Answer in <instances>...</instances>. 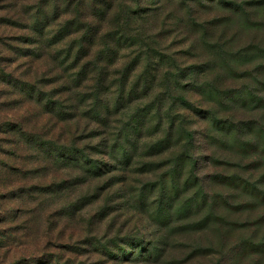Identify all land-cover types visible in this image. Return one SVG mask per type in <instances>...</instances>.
<instances>
[{"label": "rangeland", "instance_id": "1", "mask_svg": "<svg viewBox=\"0 0 264 264\" xmlns=\"http://www.w3.org/2000/svg\"><path fill=\"white\" fill-rule=\"evenodd\" d=\"M43 1L0 0V264H146L165 235L175 247L209 245L219 237V219L194 240L178 226L201 195L196 175L216 187L228 219L243 222L248 213L221 196L234 186L238 199L246 195L239 181L245 175L264 185V0L84 4L101 29L85 64L102 73L89 87L69 78L79 69L64 62L65 51L59 56L66 42L55 46L46 28L28 26ZM60 22L51 19L54 31ZM66 82L80 104V124L60 112L69 113ZM91 87H98L94 96ZM231 111L245 138L227 128ZM248 190L258 212L264 191ZM256 229L234 227L228 264H244L246 240L264 244ZM225 244L228 252L230 240ZM210 251L193 264L226 255L217 245ZM254 263L264 264V255Z\"/></svg>", "mask_w": 264, "mask_h": 264}, {"label": "trees", "instance_id": "2", "mask_svg": "<svg viewBox=\"0 0 264 264\" xmlns=\"http://www.w3.org/2000/svg\"><path fill=\"white\" fill-rule=\"evenodd\" d=\"M20 1V0H16ZM25 1V0H24ZM44 2V1H43ZM86 1V0H45L46 6L42 11L38 9V12L35 15H32L27 22L28 26L34 27L36 31H40V33H43L44 28H46V36L50 37L53 36L54 45L62 44V42H66L64 44V48L59 50V56L62 54V50L65 51V58L66 60L64 61L67 64H71L72 68L71 70H76L79 69V71L76 72L75 78L73 76L69 77L72 80H75L76 84L78 87H89V84L95 81V79L98 76V73L101 74L102 71L99 69V67L96 69H91L90 65L87 63L85 64L86 61H90V58L94 57V51L97 50L98 44H97V38L98 34L101 29H98L97 26L95 27L94 24L92 23L93 21V14H90L88 11V5H93L96 6V3L99 2L100 4H107V6H110L109 0H91ZM86 6H85V5ZM111 8V7H110ZM111 9H109L110 11ZM103 13V16H106L109 14L107 9H102L100 11V14ZM63 14H68L67 18H63ZM42 16V17H41ZM58 16V18L56 17ZM56 18V19H55ZM51 19H54V21H61L59 27V31H54L53 30V25L50 24ZM44 22V23H43ZM75 26V30H72V27ZM39 38H42L41 35H39ZM36 38L35 39V44H41L44 42L42 39ZM54 53L52 54V52ZM57 53V49H52L50 53H48V56H53L54 60H57V56L55 55ZM87 59V60H86ZM76 65V66H75ZM75 66V67H74ZM81 68V69H80ZM98 72V73H97ZM69 80L66 78V81ZM67 88H68V95H69V100H68V112L66 113L60 108V112L65 115V116H70L71 120H74L80 124V119L78 118L79 115L82 114L80 104L77 103L76 105V96H73L69 89V83L66 82ZM92 89V94L91 96H94V89L98 90V87H91ZM184 101V100H183ZM259 105L264 103V90H262L259 94L258 97ZM79 102V101H78ZM245 99H242L239 103L235 104L237 105L236 107L238 108L237 111H239V106L240 104H244ZM239 104V105H238ZM102 104L99 102V98L95 99L93 101V108L92 110L98 114V111L100 110V107ZM107 111H109V107L106 105H103ZM236 113L231 111V117L227 118V124L229 129H231L230 126H233L234 128V136L237 138H245L246 132L244 127L241 126L239 123H235L236 120L234 118ZM241 119H243L242 116H240ZM79 119V120H77ZM233 124V125H232ZM87 126V125H86ZM109 136V135H105ZM248 144L246 143V146ZM230 158H235L234 155H229ZM253 167V166H251ZM255 172L254 170L252 171ZM247 174V173H245ZM244 174V175H245ZM254 177V176H250ZM249 175H245L242 177L240 183L242 184L243 188L248 191L246 195H242L240 199H238L236 196H239L238 193L236 192L238 189H235L234 187L231 188H226V195H222V199L225 202H230L228 205H231V207H235L238 211L236 212H241L245 211L248 214L245 216V218L240 219V221L243 222H238L236 220L230 221L228 219V213L231 212L228 211L222 205L221 201L217 199L213 194L215 193L216 187H212L210 184L207 183V180L199 175L194 176V182L199 186L201 190V195L198 199L192 198V202H190V207L187 209V213L184 216V219L182 221H178V226L181 231L185 232L182 234H191L192 236L189 240H194V236L197 235H207L206 228L204 226L208 225L211 226L212 221L215 222L218 219L221 221V223L218 222V225L216 226V231L215 234L218 239L215 238L214 240L211 241L209 245L206 244H200L197 242H189V244L186 245H181L180 247H175L174 245H171V239L168 235L164 236V244L162 245V249L157 251V249L153 252V256L150 259H147L146 264H156L159 263L160 261L164 259H169L171 261V264H193L195 262L197 254H199L202 250H210L214 251V248L219 246L222 250V255L226 254L224 257H218V259L214 258L211 260L210 258V263L211 264H228V262L225 261L229 253H232V247H235L237 243L234 241V236L236 235V232L234 231V227L237 226L239 228L245 227L246 229L248 228L249 232H251L252 228H255L254 232H257L256 228H260L258 236H261L264 238V207L261 209H258V212L256 211L255 207H253V200L251 194L249 193L248 188H252L255 190H261L264 191V185H260V183L257 181H252ZM170 185L174 188L177 187V185L173 184V180H171ZM193 186V185H192ZM178 188V187H177ZM191 191L193 192V187H191ZM166 200L167 202L172 200V192L169 191V187L166 190ZM228 192V193H227ZM239 200V201H238ZM222 201L223 203H225ZM165 201H161L162 203ZM210 202V203H209ZM226 204V203H225ZM262 206H264V202L262 203ZM213 208L216 209V211H212V214L209 216H206L204 218H200L198 216L199 211H201L204 208ZM227 210L225 213V216H221V212L223 210ZM254 212L253 220L252 223L253 225H250L247 223V221L252 220L248 216ZM257 212V213H256ZM179 216H177L178 218ZM172 217L168 218V223L170 226L168 227H177V222L173 223L172 222ZM245 222V223H244ZM255 226V227H252ZM259 226V227H256ZM171 228V230H173ZM166 233V232H165ZM258 233V232H257ZM228 234V236H227ZM226 235V236H225ZM229 239L230 244L228 245L229 251H225V240ZM243 240V239H242ZM241 240V241H242ZM180 242H183L180 240ZM247 243H249L248 247L244 250V252L239 254V258L242 260V263L244 264H255L256 262V256L259 255H264V244L255 245L253 241L251 240H246ZM194 244V245H192ZM211 248V249H210ZM181 249L184 251L181 254ZM179 250V251H178ZM238 250V248H237ZM234 251V248H233ZM236 251V249H235ZM211 252V251H210ZM177 254H180L181 256H186L185 259L179 258ZM215 253L213 252V255ZM212 255V256H213Z\"/></svg>", "mask_w": 264, "mask_h": 264}]
</instances>
